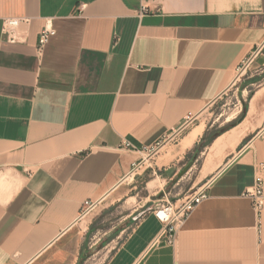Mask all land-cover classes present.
I'll return each mask as SVG.
<instances>
[{"label": "crops", "instance_id": "crops-1", "mask_svg": "<svg viewBox=\"0 0 264 264\" xmlns=\"http://www.w3.org/2000/svg\"><path fill=\"white\" fill-rule=\"evenodd\" d=\"M10 17L29 20L14 41L2 31ZM44 26L55 34L38 54ZM263 43L264 0H0V264H84L82 203L135 197L142 172V205L207 196L173 245L155 241L151 206L91 264H264V207L257 221L245 194L264 165V129L207 140L203 127L177 151Z\"/></svg>", "mask_w": 264, "mask_h": 264}, {"label": "rangeland", "instance_id": "rangeland-1", "mask_svg": "<svg viewBox=\"0 0 264 264\" xmlns=\"http://www.w3.org/2000/svg\"><path fill=\"white\" fill-rule=\"evenodd\" d=\"M255 54H257L255 55L256 57L245 70L237 69L233 75L234 79L231 85L213 102H210L191 122L189 127L203 124L207 129V137L234 126H236L237 130H253L254 128L255 133L264 129V43ZM229 115H234V118L230 121H225ZM183 132L176 136L171 143H178ZM160 147H162L161 144L157 145V149L153 154L149 148L145 153V158L148 159L155 155ZM150 160L146 161V164H150L152 161ZM147 179L148 176L144 172L139 177H133L132 184L136 187L131 191V195H135V197L113 204H108V201L104 202L94 207L82 219V224H85L88 220L91 221L84 241L87 248V256H89V259L85 262L86 264L101 261L108 251L125 237L134 223L151 206V208H155V206L166 204L167 201L174 204L171 198L173 192H170L168 195L158 193L150 199L161 200L148 201L142 205L146 192L145 181ZM137 206L138 209L134 211L133 209Z\"/></svg>", "mask_w": 264, "mask_h": 264}, {"label": "built area", "instance_id": "built-area-1", "mask_svg": "<svg viewBox=\"0 0 264 264\" xmlns=\"http://www.w3.org/2000/svg\"><path fill=\"white\" fill-rule=\"evenodd\" d=\"M145 11V8H141V13ZM29 23L28 18H4L2 24V31L6 34L7 38L10 40H17L24 36V31H21L22 26H27ZM55 34V30L50 26H44V28L39 32L36 49L37 53L41 54L45 44L48 42L49 38ZM250 60H246L242 63L238 70H245V68L250 64ZM177 135L172 136L174 138ZM158 142L150 148L151 153L156 151ZM126 147L136 149L129 141L124 144ZM141 162L134 164L130 174H135V172L140 168ZM264 170V165H260L257 169L255 186L251 190L246 191V195L251 200L252 209L257 217V221H260L261 213L264 207V194L262 190V172ZM206 192L204 189H199L193 195L187 197L183 202L179 204H172L167 201L166 204H162L154 209V215L162 222L163 228L155 241L161 240L166 244L173 245L176 236V227L181 224L187 217L191 209L197 205L203 198H205ZM96 206L95 202L91 200H85L81 206V216H84L89 211H91Z\"/></svg>", "mask_w": 264, "mask_h": 264}, {"label": "bare ground", "instance_id": "bare-ground-1", "mask_svg": "<svg viewBox=\"0 0 264 264\" xmlns=\"http://www.w3.org/2000/svg\"><path fill=\"white\" fill-rule=\"evenodd\" d=\"M261 91V90H259ZM264 91V90H263ZM257 92V91H256ZM254 96V95H252ZM252 104V102H251ZM251 108V107H250ZM249 109V108H248ZM235 115V114H234ZM234 115H229L228 117H226L225 121H230L234 118ZM249 116V115H248ZM247 123V122H246ZM258 123V122H257ZM241 124V122H240ZM260 124V122H259ZM249 125V124H248ZM262 125V124H261ZM258 126V124H257ZM203 124H200L198 127H196L195 129H193L190 134L181 141L180 143V147H179V151L181 153H183L185 150H187L188 148H190L193 143L196 141V139L201 135L202 131H203ZM236 127V126H235ZM246 127V126H245ZM233 128V127H232ZM244 128V127H243ZM251 129V128H250ZM254 129V128H253ZM262 129V128H261ZM241 131V130H240ZM248 131V130H247ZM242 132V131H241ZM240 132V133H241ZM227 133V132H226ZM241 136V135H240ZM239 138V137H238ZM229 146V145H228ZM231 147V146H230ZM234 148V147H233Z\"/></svg>", "mask_w": 264, "mask_h": 264}, {"label": "trees", "instance_id": "trees-1", "mask_svg": "<svg viewBox=\"0 0 264 264\" xmlns=\"http://www.w3.org/2000/svg\"><path fill=\"white\" fill-rule=\"evenodd\" d=\"M217 133H218V132H217ZM217 133H214V134H212L211 136H209L207 140H211L212 137H213L214 135H216Z\"/></svg>", "mask_w": 264, "mask_h": 264}]
</instances>
